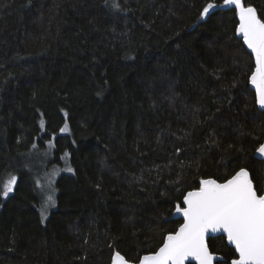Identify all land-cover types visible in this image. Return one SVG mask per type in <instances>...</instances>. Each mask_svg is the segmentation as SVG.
<instances>
[{
    "label": "trees",
    "instance_id": "obj_1",
    "mask_svg": "<svg viewBox=\"0 0 264 264\" xmlns=\"http://www.w3.org/2000/svg\"><path fill=\"white\" fill-rule=\"evenodd\" d=\"M226 2L0 0V264L138 262L203 179L246 168L263 193L255 59ZM209 247L238 258L223 235Z\"/></svg>",
    "mask_w": 264,
    "mask_h": 264
},
{
    "label": "water",
    "instance_id": "obj_2",
    "mask_svg": "<svg viewBox=\"0 0 264 264\" xmlns=\"http://www.w3.org/2000/svg\"><path fill=\"white\" fill-rule=\"evenodd\" d=\"M238 7V34L255 59L250 85L264 112V20L255 7L227 0ZM264 162V142L255 152ZM176 214L183 218L178 230L165 238L154 253L131 262L116 252L111 264H216L222 258L209 247L211 237L223 235L238 258L233 264H264V188L260 194L248 169H240L226 181H201L189 191Z\"/></svg>",
    "mask_w": 264,
    "mask_h": 264
},
{
    "label": "rangeland",
    "instance_id": "obj_3",
    "mask_svg": "<svg viewBox=\"0 0 264 264\" xmlns=\"http://www.w3.org/2000/svg\"><path fill=\"white\" fill-rule=\"evenodd\" d=\"M237 3H242V0H234ZM66 170H70V167H66ZM65 172L64 168L60 167H54L53 171L51 173L44 174V177L42 176L40 178V181L46 186V201L44 206L41 208V217L44 222H46L50 216L51 211L56 207V196H57V190H56V182L59 177V175Z\"/></svg>",
    "mask_w": 264,
    "mask_h": 264
}]
</instances>
